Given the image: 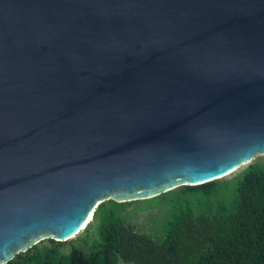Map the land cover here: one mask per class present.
<instances>
[{
	"label": "water",
	"instance_id": "1",
	"mask_svg": "<svg viewBox=\"0 0 264 264\" xmlns=\"http://www.w3.org/2000/svg\"><path fill=\"white\" fill-rule=\"evenodd\" d=\"M260 154L264 0H0V264Z\"/></svg>",
	"mask_w": 264,
	"mask_h": 264
},
{
	"label": "trees",
	"instance_id": "2",
	"mask_svg": "<svg viewBox=\"0 0 264 264\" xmlns=\"http://www.w3.org/2000/svg\"><path fill=\"white\" fill-rule=\"evenodd\" d=\"M226 182L180 186L156 196H179L158 236L127 223L124 212L127 205L148 199H110L97 206L83 229L89 233L97 226L92 244L79 239L66 252L60 246L65 241L46 239L50 246L37 243L5 264H264V162L249 163L235 176L227 205L214 203L210 197ZM199 193L205 200L195 209L188 196Z\"/></svg>",
	"mask_w": 264,
	"mask_h": 264
},
{
	"label": "rangeland",
	"instance_id": "3",
	"mask_svg": "<svg viewBox=\"0 0 264 264\" xmlns=\"http://www.w3.org/2000/svg\"><path fill=\"white\" fill-rule=\"evenodd\" d=\"M260 161L264 162V154L257 155L250 163ZM248 165V164H247ZM247 165L241 166L235 172L221 178V180L228 181L226 183H222L217 187V193L210 197V199L217 203L221 201L224 205H227L232 198V194H234L235 185L234 182L235 176L243 169L246 168ZM188 198L191 199V202L197 209V206L204 202V198L199 193L198 195H189ZM179 196L176 194H168L166 196L154 197L148 200L139 201L136 203H132L131 205H127L125 213L128 212L129 215L127 217V223L137 225L140 228L147 230V232L153 236H158L163 232L164 221L169 215V210L172 209L173 205H176L179 201ZM198 202V205L196 204ZM93 228V227H92ZM91 228V232L84 233V230L80 231L75 237L69 239L62 243L60 246L64 251H68L70 245L77 243V241H81L82 244L90 245L93 243L94 238H96V229L95 226L93 229ZM40 247L50 246L51 244L47 242V240L40 241L38 243Z\"/></svg>",
	"mask_w": 264,
	"mask_h": 264
},
{
	"label": "bare ground",
	"instance_id": "4",
	"mask_svg": "<svg viewBox=\"0 0 264 264\" xmlns=\"http://www.w3.org/2000/svg\"><path fill=\"white\" fill-rule=\"evenodd\" d=\"M90 220V219H89Z\"/></svg>",
	"mask_w": 264,
	"mask_h": 264
}]
</instances>
